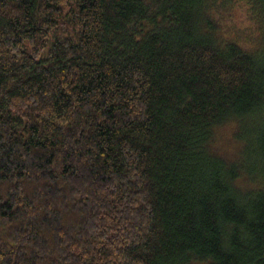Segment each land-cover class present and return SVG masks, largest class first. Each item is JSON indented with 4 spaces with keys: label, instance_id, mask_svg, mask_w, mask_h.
<instances>
[{
    "label": "trees",
    "instance_id": "1",
    "mask_svg": "<svg viewBox=\"0 0 264 264\" xmlns=\"http://www.w3.org/2000/svg\"><path fill=\"white\" fill-rule=\"evenodd\" d=\"M0 264H264V0H0Z\"/></svg>",
    "mask_w": 264,
    "mask_h": 264
}]
</instances>
